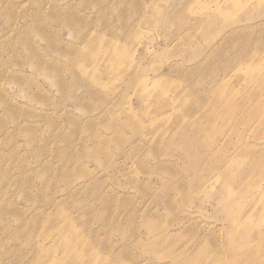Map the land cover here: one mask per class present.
<instances>
[{"label":"rangeland","instance_id":"1","mask_svg":"<svg viewBox=\"0 0 264 264\" xmlns=\"http://www.w3.org/2000/svg\"><path fill=\"white\" fill-rule=\"evenodd\" d=\"M261 23L264 0H0V264H253L226 251L214 200L184 193L190 158L264 145ZM261 170L235 171L239 240L264 223Z\"/></svg>","mask_w":264,"mask_h":264},{"label":"bare ground","instance_id":"2","mask_svg":"<svg viewBox=\"0 0 264 264\" xmlns=\"http://www.w3.org/2000/svg\"><path fill=\"white\" fill-rule=\"evenodd\" d=\"M237 8L239 6H236ZM229 9H226L224 7V14L226 12H228ZM254 23H247L244 24L242 27H240L241 31L236 30L235 32L239 31V32H244V31H249L251 30L252 27H254ZM264 23L261 24H257V26L261 27L263 26ZM234 32V33H235ZM234 33H231L232 35ZM247 34V33H245ZM247 38V36L245 37ZM113 46H111L109 49V57L110 60L111 59H115L119 56V52L115 49H111ZM236 59L241 60L242 58H245L244 60H241L242 62L247 60V58L252 61L255 58V54L253 55L252 58H249V56H247L246 58V53H244L243 51H240L238 53H236ZM141 90L143 91V94H146L148 92V86L146 85H142ZM157 96L159 97L160 94H157ZM159 99V98H158ZM166 105V103H165ZM168 105H174L173 103L168 104ZM183 108H185V106L182 105ZM186 125V130L190 131V130H200L202 132V127H203V123L200 122H185ZM259 149L260 151L258 152V155L256 156V158L251 162V163H246V164H237L238 160L233 161L234 158L236 157H231V156H221L218 155V157L220 158L219 160H211V162L216 166L213 167V164L211 165L210 163H208L206 160H198L196 158H190L188 162V167L190 169H192L191 171H195V177L197 180L196 183V187H197V191H192V190H188L185 191L184 193V199L186 201H192V198H194L193 196L195 194H202V196L205 197V200L207 199H212L213 201V205L214 208L220 210V212L222 214H226L228 215V218L225 219L227 221L226 225L227 226H222L221 227V232L224 236V240H225V244H226V251H228V253H231L232 255H234V261L235 260H239L240 258L243 259L245 262L251 257L253 259V264H258L255 260H257V257H259V261H263L264 262V256L260 255V249L264 248V223L260 224L259 226V232L257 234V232L255 233L256 236L254 239L252 238L250 233H245L243 235H241V240H239L238 238V229L241 227L244 231H247L250 228H246V226H242V224H244L243 222H241V220L246 219L247 222L245 225H250L253 222L249 221L252 216L251 215H247L244 214L242 212H240V210L238 209V202L235 199V195L232 192V183L234 182L235 179V171L239 170L242 173H247L249 170L253 171V172H263L261 169L264 168V145L262 147H245L244 148V144L241 147L240 151H237L236 154L239 155H243L249 151L252 150H257ZM188 154V152H186ZM217 153H225L222 149L218 150ZM240 158V155L239 157ZM227 163L223 166V164L226 162ZM237 162V163H236ZM247 164H250L251 166L243 169L244 166H246ZM222 167V168H221ZM204 168L208 169L209 173L215 172L216 170L221 168V174H223L225 176V181L221 184V188L216 190V192L213 193H208L206 192L207 190L204 188V184L207 183L208 180V174L204 173ZM225 168V169H224ZM227 173V174H226ZM190 186V185H189ZM188 186V187H189ZM195 187V188H196ZM208 201V200H207ZM165 203V205L171 209L177 208L178 204L177 201L175 200V197H170L166 200L163 201ZM208 231V230H207ZM206 233V232H205ZM202 240H210L211 242L215 243L216 242V236H214V234L211 235H203L201 234V236L199 237L198 241L196 239V241L194 242L195 244H200V242ZM69 245L68 242L64 241V246L67 247ZM148 245L150 247H159L160 243L158 242V238L157 237H153L150 239ZM94 255H91L89 258H87L86 260L88 262H90V264H95V260H97V257H95ZM258 261V260H257ZM95 262V263H94ZM174 264L176 263V260L174 258Z\"/></svg>","mask_w":264,"mask_h":264}]
</instances>
